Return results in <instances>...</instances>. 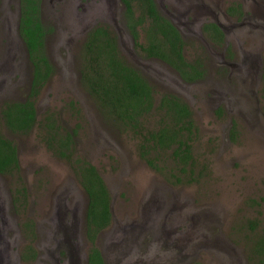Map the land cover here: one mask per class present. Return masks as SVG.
I'll return each mask as SVG.
<instances>
[{
  "label": "rangeland",
  "instance_id": "obj_1",
  "mask_svg": "<svg viewBox=\"0 0 264 264\" xmlns=\"http://www.w3.org/2000/svg\"><path fill=\"white\" fill-rule=\"evenodd\" d=\"M227 1L216 0L218 8L223 11ZM235 1L264 15V0ZM95 3L39 0L52 70L34 99L36 119L51 112L63 130H74L71 154H53L37 124L17 133L0 120V134L14 143L18 162L16 172L0 173V264H86L91 246L104 264H264L254 252L264 239V23L233 42L226 57L235 64L230 71L217 57H203L207 48L198 38L184 35L185 58H197L204 71L186 82L162 61L132 52L120 27V5L103 17ZM17 7V0H0V106L23 99L31 75ZM87 24L116 32L121 55L150 82L155 101L171 92L187 103L195 127L190 169L173 168L168 152L150 166L138 154L136 134L101 114L79 77ZM74 159L94 166L109 196V221L92 242L85 236L87 197ZM27 247L32 256L20 257Z\"/></svg>",
  "mask_w": 264,
  "mask_h": 264
},
{
  "label": "trees",
  "instance_id": "obj_2",
  "mask_svg": "<svg viewBox=\"0 0 264 264\" xmlns=\"http://www.w3.org/2000/svg\"><path fill=\"white\" fill-rule=\"evenodd\" d=\"M122 2L125 5L126 23L133 37L137 36L136 24L142 30V42H135L142 56L156 57L167 63L183 81L190 82L202 76L201 62L196 58L185 59L181 53L180 35L159 13L152 0H137V14L132 0ZM235 7L231 6L230 9H237L241 13L239 4ZM16 28L31 64V75L27 95L23 99H8L1 103L0 120L8 130L17 133H26L37 124L45 146L53 154L68 159L74 130H63L51 112L43 115L40 121L36 119L34 99L52 70L43 49L47 28L40 20L39 0L18 1ZM79 77L101 114L115 126L136 134L138 154L150 166L158 159L160 152H168L173 168L180 172L190 169L193 165L190 141L195 127L189 106L171 92L160 93L155 101L150 82L123 58L116 36L108 26L96 25L86 33ZM261 77L264 112V66ZM153 115L157 116L156 122L149 126L147 120ZM61 130L64 132L61 133ZM74 166V174L87 197L86 237L92 242L96 232L109 221V196L92 164L74 159ZM17 169L15 145L0 134V173L11 174ZM25 225L30 230V224ZM26 252L22 254L23 258L32 256L30 247L26 248ZM254 252L264 260L263 238L255 243ZM87 264H104L95 246L89 248Z\"/></svg>",
  "mask_w": 264,
  "mask_h": 264
},
{
  "label": "flooded vegetation",
  "instance_id": "obj_3",
  "mask_svg": "<svg viewBox=\"0 0 264 264\" xmlns=\"http://www.w3.org/2000/svg\"><path fill=\"white\" fill-rule=\"evenodd\" d=\"M18 1L19 0H17V3ZM152 1L156 9L159 11V13L172 24V26L177 30L178 34L180 35L182 39L181 53L184 57H185V52H184L183 36L184 35L195 36L202 43V45H204L207 48L206 53H203V57H205V55L207 54L217 57L218 64H220L221 66L226 65L229 68V71L232 70L235 65L234 63L226 59V57H229L230 55L229 50L231 48V45L233 46V42L242 36V32H247V30H251L250 26H256V25L258 26V24L264 23L262 17L264 15L259 13L258 10L255 11L256 12L255 14L253 13V11L250 10L248 13L247 7L249 5L244 7L242 4L240 5V3L235 0L227 1L226 5H224L223 11L220 8H218L216 0H152ZM112 2H115L116 5L111 4ZM237 4H239V9L241 10V13H238V11H236L237 9L236 10L230 9L231 6L235 7ZM118 5L121 6V10L119 12V19L121 20L119 21L121 24L120 27L123 29V31L127 33L129 38L128 46L132 49V52L136 54V51L137 50L139 51V48L135 42L137 43L142 42L141 31H140L141 28L138 24L135 25L137 36L133 37V35L130 32L129 26L126 23V16L124 14L125 5L122 2V0H114V1L96 0V3L93 6L97 10L99 9L98 11L101 16L107 17L109 13V8L112 6L118 7ZM132 5L135 14H137V11L139 10L138 9L139 4L137 3V0H132ZM253 22H256V24H254ZM112 23L114 24L115 21H112ZM96 25H100V24H95V25L87 24V26L90 27V28L87 27V32L93 26ZM103 25L107 26V24H103ZM237 26H240L242 30ZM108 28L110 27L108 26ZM260 28L264 30V26H260ZM112 31L116 36L118 48H120L121 47L120 38L118 37V35L114 30ZM133 53L131 55H133ZM250 55L251 54L245 55L244 60L241 59L242 61L240 66L241 70H243L245 68V65H247L248 63L246 62L247 60L251 61ZM151 58L160 60L156 57H151ZM165 64L169 66L167 63ZM201 68H202V63H201ZM175 73L177 74V76H179L176 71ZM84 231L86 236L85 228ZM56 242L58 243L57 240ZM20 257H22L21 254ZM86 264H87V258H86Z\"/></svg>",
  "mask_w": 264,
  "mask_h": 264
}]
</instances>
